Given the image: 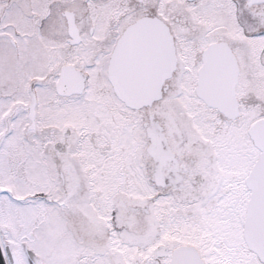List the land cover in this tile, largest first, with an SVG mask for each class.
I'll use <instances>...</instances> for the list:
<instances>
[{
  "label": "snow or ice",
  "instance_id": "obj_1",
  "mask_svg": "<svg viewBox=\"0 0 264 264\" xmlns=\"http://www.w3.org/2000/svg\"><path fill=\"white\" fill-rule=\"evenodd\" d=\"M0 264H264V0H0Z\"/></svg>",
  "mask_w": 264,
  "mask_h": 264
}]
</instances>
